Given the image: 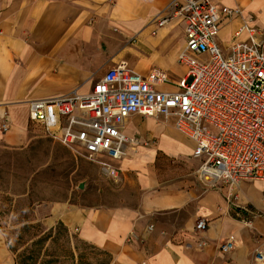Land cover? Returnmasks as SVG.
Returning a JSON list of instances; mask_svg holds the SVG:
<instances>
[{
    "label": "crops",
    "instance_id": "obj_1",
    "mask_svg": "<svg viewBox=\"0 0 264 264\" xmlns=\"http://www.w3.org/2000/svg\"><path fill=\"white\" fill-rule=\"evenodd\" d=\"M171 1L0 0V153L42 144L51 158L64 156L74 185L65 199L36 204L34 221L44 232L63 227L95 250L97 264H264V184L241 182L234 191L203 184L194 143L173 120L125 121L122 132L134 142L113 163L118 180L29 122L28 102L89 94L117 66L141 76L163 71L169 83L160 90H176L186 73L175 62L183 26L155 24L171 14ZM211 1L240 11L219 26L222 49L244 22L264 32V0ZM199 220L207 223L202 233L194 229ZM10 232L0 228V264H15ZM225 240L234 245L227 255L219 250Z\"/></svg>",
    "mask_w": 264,
    "mask_h": 264
},
{
    "label": "built area",
    "instance_id": "obj_2",
    "mask_svg": "<svg viewBox=\"0 0 264 264\" xmlns=\"http://www.w3.org/2000/svg\"><path fill=\"white\" fill-rule=\"evenodd\" d=\"M169 9L171 14L155 24L162 28L178 20L183 26L184 45L175 62L186 73L176 90H160L169 83L163 71L141 76L117 66L89 94L73 91L28 102L29 122L74 159L95 164L118 180L120 169L113 163L134 142L122 132L125 121L136 115L173 120L175 130L194 143L193 157L200 160L196 176L203 184H224L230 191L241 182L264 184V32L244 22L222 49L219 26L239 15L238 9L211 0H172ZM242 34L244 41L239 40ZM206 228L199 220L194 229L202 233ZM233 247L232 240H225L219 250L227 255Z\"/></svg>",
    "mask_w": 264,
    "mask_h": 264
},
{
    "label": "rangeland",
    "instance_id": "obj_3",
    "mask_svg": "<svg viewBox=\"0 0 264 264\" xmlns=\"http://www.w3.org/2000/svg\"><path fill=\"white\" fill-rule=\"evenodd\" d=\"M67 167L61 153L51 158L42 144L0 153V228L11 227L15 264H97L95 250L63 227L44 232L34 221L36 204L47 206L67 197L74 185L67 180Z\"/></svg>",
    "mask_w": 264,
    "mask_h": 264
},
{
    "label": "water",
    "instance_id": "obj_4",
    "mask_svg": "<svg viewBox=\"0 0 264 264\" xmlns=\"http://www.w3.org/2000/svg\"><path fill=\"white\" fill-rule=\"evenodd\" d=\"M79 188H82V186H79Z\"/></svg>",
    "mask_w": 264,
    "mask_h": 264
}]
</instances>
